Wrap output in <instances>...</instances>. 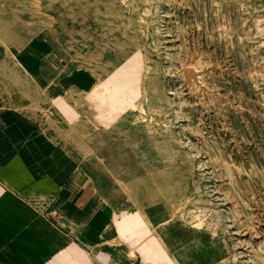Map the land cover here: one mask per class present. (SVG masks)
Masks as SVG:
<instances>
[{"label":"rangeland","instance_id":"1","mask_svg":"<svg viewBox=\"0 0 264 264\" xmlns=\"http://www.w3.org/2000/svg\"><path fill=\"white\" fill-rule=\"evenodd\" d=\"M36 33L99 77L70 145L168 216L177 260L264 264V0H0L4 52Z\"/></svg>","mask_w":264,"mask_h":264},{"label":"crops","instance_id":"2","mask_svg":"<svg viewBox=\"0 0 264 264\" xmlns=\"http://www.w3.org/2000/svg\"><path fill=\"white\" fill-rule=\"evenodd\" d=\"M25 39L7 52L0 39V148H15L0 161V264H185L168 216L70 145L99 77L70 69L47 34Z\"/></svg>","mask_w":264,"mask_h":264},{"label":"built area","instance_id":"3","mask_svg":"<svg viewBox=\"0 0 264 264\" xmlns=\"http://www.w3.org/2000/svg\"><path fill=\"white\" fill-rule=\"evenodd\" d=\"M15 150L14 147L10 146V148H6L2 151V149L0 148V161L3 160L7 155H9L10 153H12ZM44 216L46 218H49L51 221H53L54 223L58 224L59 223V212L57 209H55V207L51 206L49 207V209H47L44 212Z\"/></svg>","mask_w":264,"mask_h":264},{"label":"bare ground","instance_id":"4","mask_svg":"<svg viewBox=\"0 0 264 264\" xmlns=\"http://www.w3.org/2000/svg\"><path fill=\"white\" fill-rule=\"evenodd\" d=\"M86 19V18H85ZM84 20V19H83ZM85 22V21H84ZM81 25V24H80ZM67 32V31H66ZM148 38V37H147ZM94 54V53H93ZM96 57V56H95ZM96 59V58H95ZM96 61V60H95ZM84 62H85V60H84ZM99 62V61H98ZM105 64V63H104ZM116 66V65H115ZM143 66H144V64H143ZM88 67V66H87ZM91 69V68H90ZM87 70V69H86ZM97 71V70H96ZM98 74V73H97ZM103 75V74H102ZM188 85V84H187ZM189 87V86H188ZM124 111V110H123ZM121 121V120H120ZM109 123H111V122H109ZM104 125V124H103ZM139 129V128H138ZM130 134V133H129ZM148 166V165H147ZM150 168V167H149ZM136 176V175H135ZM137 180V179H136ZM141 180V179H140ZM125 195V194H124Z\"/></svg>","mask_w":264,"mask_h":264}]
</instances>
